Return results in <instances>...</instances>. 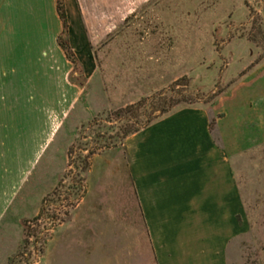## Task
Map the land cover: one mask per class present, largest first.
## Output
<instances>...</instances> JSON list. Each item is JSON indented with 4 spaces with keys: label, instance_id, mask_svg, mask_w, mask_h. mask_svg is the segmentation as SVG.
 Returning a JSON list of instances; mask_svg holds the SVG:
<instances>
[{
    "label": "crops",
    "instance_id": "0c3cea01",
    "mask_svg": "<svg viewBox=\"0 0 264 264\" xmlns=\"http://www.w3.org/2000/svg\"><path fill=\"white\" fill-rule=\"evenodd\" d=\"M146 2L64 0L67 39L81 65L84 86L96 78L98 69L92 48L124 23L129 4ZM55 4V0H0V248L12 250L7 244L11 242L15 247L6 255V264L20 244L23 222L39 213L41 200L64 173L66 160L60 157L51 187L33 214L18 213L31 180L52 169L58 152H65V139L57 140V134L83 86L74 82V67L57 45L62 26ZM100 83L104 87L102 79ZM242 87L244 96L238 95ZM218 103L211 110L171 111L119 147L94 155L85 174L88 192L82 208L75 210L59 235L68 232L72 242L82 224L88 229L101 225L98 218L103 214L105 234L100 235L102 241L93 235L90 242L95 244L89 247H108L111 216L121 221L115 237L117 248L123 249L124 207L128 211L131 207L132 247L139 248L137 234L142 227L155 264H225L240 209L235 160L245 151L250 135L264 144V62ZM216 115L222 117L212 125ZM40 166L42 170L37 169ZM95 184L106 190L112 185L111 196L93 194ZM126 190L130 200L122 194ZM108 197L120 206L113 215L104 207ZM100 201L99 209L95 203Z\"/></svg>",
    "mask_w": 264,
    "mask_h": 264
},
{
    "label": "rangeland",
    "instance_id": "374dc122",
    "mask_svg": "<svg viewBox=\"0 0 264 264\" xmlns=\"http://www.w3.org/2000/svg\"><path fill=\"white\" fill-rule=\"evenodd\" d=\"M129 8L124 23L108 39L92 48L98 67L96 78L84 86L82 73L74 77L83 85L81 95L69 108L57 134V140L61 136L65 139V152H58L52 169L46 170L39 179L31 180L18 213L33 214L42 194L51 187L59 170L60 157L66 163H63L64 173L55 188L59 183V192L68 187L69 150L85 144L87 139L79 138L87 136L88 131L81 127L91 119L104 118L110 112L152 97L166 98L172 106L170 112L188 107L211 110L218 106L222 96L241 84L248 72L264 62V0H147L145 4H129ZM172 88L182 90L181 95H173ZM239 91L238 95L244 96V88ZM221 117H213V124ZM261 143L260 138L250 135L245 151L238 153L235 160L240 209L236 217V235L226 247L225 264H264V144ZM85 174L86 191L80 201L71 205L66 201L57 204V196L46 198V205H49L46 219L33 221L37 214L23 222L28 223L32 237L25 246L21 239L12 255L22 252L28 256L27 260L18 259L17 264H155L142 227L137 234L139 248L132 247L131 207L130 211L124 207L127 215L123 222V249L117 248L118 234L115 233L117 228H122L121 221L111 216L107 223L108 247H89L95 244V240L93 244L90 242L93 235L102 241L100 235L106 228L103 214L102 220L98 218L101 225L93 224L91 230L82 224L72 242L68 232L59 235L75 210L82 208L81 202L88 192ZM114 174L117 176V171L114 170ZM112 188L109 185V190L101 189L100 184H95L91 192L98 197L107 192L111 196ZM122 194L127 195L125 200H130L128 190ZM108 198V205L104 207L113 211V215L120 211V206L112 197ZM101 203L96 202L95 206L97 204L100 209ZM50 218L53 221H49ZM87 230L95 232L91 235ZM37 234L41 241L34 247ZM7 244L12 245V250L0 248V264H6V255L15 248L12 242Z\"/></svg>",
    "mask_w": 264,
    "mask_h": 264
},
{
    "label": "trees",
    "instance_id": "16d2710c",
    "mask_svg": "<svg viewBox=\"0 0 264 264\" xmlns=\"http://www.w3.org/2000/svg\"><path fill=\"white\" fill-rule=\"evenodd\" d=\"M55 1L56 13L62 26L61 33L57 37V45L62 50L65 58L73 65L74 73L79 75L82 73V68L72 52L67 39L68 23L64 0ZM71 81H74L73 78ZM74 82L78 86H81L76 80ZM181 91L182 90H177L175 88L171 90V92H173L172 94L175 96H180L182 93ZM171 107L172 106L168 104L166 98L158 97L157 99V97H152L110 112L104 118H93L86 126L81 127V129L88 131V135L83 137L80 136L79 139L82 140L83 138L87 140L82 146L78 145L77 148L72 147L69 150L70 170L66 176L69 178L68 187L62 192H59L58 187L61 186V183H59L54 191L44 198L39 213L33 221L37 222L40 218L46 216V208L49 206L48 204L46 205V198L57 196V204L58 202L66 201L71 205L73 202L80 201L86 191L83 175L89 170L92 157L99 152L121 145L128 136L145 129L157 119L168 114ZM109 132L110 134H108ZM44 219H46V217ZM49 221H53V219L50 218ZM27 224V222L23 224L22 243L24 246L27 244L28 239L32 237ZM39 235L40 234H37V236H35L33 242L34 247L41 241ZM21 258L27 260L28 256L20 252L9 259L8 264H17V260Z\"/></svg>",
    "mask_w": 264,
    "mask_h": 264
}]
</instances>
